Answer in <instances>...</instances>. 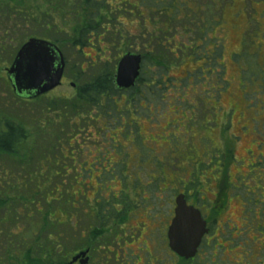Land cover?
Instances as JSON below:
<instances>
[{
	"label": "rangeland",
	"instance_id": "374dc122",
	"mask_svg": "<svg viewBox=\"0 0 264 264\" xmlns=\"http://www.w3.org/2000/svg\"><path fill=\"white\" fill-rule=\"evenodd\" d=\"M153 1L162 9L155 16L145 17L138 6L137 16L126 11L131 15L110 26V34L115 26L128 29L122 42L113 44L110 37H118L107 34L109 39L101 45L92 39L93 47L81 49L56 42L74 40L77 26L57 18L63 11L55 9L59 2H0L2 45H9L0 53L4 80L18 48L32 38L28 36L33 30L38 36L54 37L50 42L66 60L62 86L36 101L21 100L0 81V110H11L29 133L24 152L30 161L24 167L30 173L40 168L46 198L43 194L38 198V209L50 211L63 223L64 214L73 215L78 207V226L74 229L67 223L60 228L70 261L87 240L82 237L89 224L86 213L99 206V213L104 212L107 204L118 202L116 197H139L145 204L138 194L147 188L151 199L185 192L200 205L202 198L211 204L218 193L226 205L217 212L220 224L232 220L231 227L243 228L247 223L253 242L246 249L256 262L264 263V0ZM9 6L36 13L48 10L67 34L47 33L45 25L26 28L16 16L14 22L5 19ZM150 35L154 39L149 42ZM127 52L147 56L143 78L158 73L159 85L153 94L146 93L147 101L138 98L135 105L125 106V113L118 111L105 123L91 121L92 106L76 102V89L94 80L104 67L115 75ZM130 97L119 100L120 110ZM95 108L104 113L107 106ZM5 165L6 161L0 162ZM31 187L29 182L27 188ZM213 188L215 192H208ZM58 196L61 201H53ZM226 232L231 235L235 229ZM217 249L222 258L230 248L219 244Z\"/></svg>",
	"mask_w": 264,
	"mask_h": 264
},
{
	"label": "trees",
	"instance_id": "16d2710c",
	"mask_svg": "<svg viewBox=\"0 0 264 264\" xmlns=\"http://www.w3.org/2000/svg\"><path fill=\"white\" fill-rule=\"evenodd\" d=\"M45 1L59 2L55 3V9L63 11L57 18L61 17L67 24L77 25L73 30L74 40H71L70 37L67 41L56 42H60L62 47L72 45L77 49H81L85 45H92V39H96L97 44L101 45L104 38H107V34L111 33L110 26L112 24L117 26V23L121 22V18H126L125 14L131 15L126 11L135 13L134 10L139 6L144 11L145 17L148 13L153 17L157 14L156 11L160 13L162 10L153 0ZM135 3L137 4L134 5ZM67 7L68 9H66ZM3 14H6L3 16L5 19L9 18L11 21H13L12 17L16 16L17 20H22L25 26L28 25L26 28L33 27V25H37V27L45 25L47 33L49 31L55 35L58 33L67 34V31L62 30L58 22H55L57 19L53 18L48 10L36 13V10L29 11L25 7L20 9L9 6ZM134 15L137 16L136 13ZM116 26L114 28L116 31L112 34L116 35L118 40H113V37H110L113 44L122 42L126 36L125 32H128V29L123 30ZM28 37L54 39L48 35L38 36L34 30L33 34ZM3 40L4 38L0 34V53L9 48L7 43L2 45ZM24 44L20 45L15 57ZM0 81L12 89L8 78L6 81L0 75ZM115 93L114 73L104 67L94 80L80 89L76 102L88 105L99 103L105 97L112 102ZM20 99L22 100V98ZM39 99L41 98L36 100ZM28 140L29 133L26 127L12 115L11 110H0V162L3 160L7 162V166H0V264H69L67 258L70 256V252L63 249L60 228L71 223L72 228L75 229L73 219H70L72 214H64L67 220L64 219L61 223L51 217L50 211L43 212L38 209L40 203L38 198L43 194L45 200L46 192L42 187L43 179L38 177L40 168L35 173L28 172L27 167L30 160L28 154L24 152ZM10 164L21 175L17 171H13ZM24 165L27 167L25 168ZM29 182L34 184L30 190L27 188ZM61 196L56 197L53 201H61ZM46 201L49 202L47 199ZM64 203L68 204L67 201Z\"/></svg>",
	"mask_w": 264,
	"mask_h": 264
},
{
	"label": "flooded vegetation",
	"instance_id": "af4514ba",
	"mask_svg": "<svg viewBox=\"0 0 264 264\" xmlns=\"http://www.w3.org/2000/svg\"><path fill=\"white\" fill-rule=\"evenodd\" d=\"M139 37H141V35ZM149 39L151 41L154 38L150 36ZM156 45H158V41H156ZM91 46L93 47V44ZM141 57L142 64L140 76L136 80L135 85L129 89H118L114 75V89L116 92H119V95L117 98L113 97L115 99L112 102L113 107L109 105L110 101H108L106 97L103 98L105 102L101 101V103L89 104L92 106L88 116L91 121L105 123L107 120H110V118L113 119V115L116 112L120 111V113H125V106L135 105V99L142 98L143 101H147L146 93H154L155 86L157 84L159 85V79H157V77L155 78V75L158 76V73L152 75L150 79L144 80L143 69L146 62L145 57L147 56L141 55ZM64 61L66 71L65 57ZM65 71L60 86H62L66 78ZM141 84L143 89H141ZM72 86L76 88V85L72 84ZM80 89L81 88L76 89L77 97L80 93ZM132 93L135 94L133 95ZM47 95L48 94L39 98L46 97ZM129 97L131 100L128 102L126 101V104L120 110L118 108L119 100L128 99ZM36 99L26 100L33 101ZM98 105L99 107L107 106L106 111H104V113H101V111L97 112L98 109L95 108V106L98 107ZM147 106L148 105H146V107ZM133 109L138 110L136 107H133ZM105 155H107V153H105ZM121 156L122 155H117L116 158H121ZM103 161L105 160L102 158L99 163L101 164ZM119 161L120 159L115 162L114 165L117 166ZM109 166L110 168H114L111 167V164ZM132 168L134 167H131V169ZM100 172H102V170ZM152 184L153 182L151 181L148 183L149 186ZM146 189L147 188H144L142 193L140 192L138 194V196H143L145 204L140 203L139 197L136 199L130 197L121 199V196L120 198L116 197V199L118 198L119 200L115 204H107L109 207L105 208L102 213L98 211L100 206L97 207L96 210L94 208L91 213H86L89 224L86 235L84 234L82 237L87 236V240L84 246L75 249L69 264L74 258L79 256L80 257L73 264H260L252 257L254 253L246 249L250 247L249 244L253 242V239L249 236L250 230L247 229L249 227L247 223L243 228H239V225H233V227H231L229 222L232 220H228L226 222L228 224H223L222 222L220 224V215L217 214V212L226 208L225 201L220 194L217 193L213 195L211 204L202 198L200 201L201 204L199 205L196 201L188 197L185 192L178 193L176 197H174L175 194L173 192L172 198L158 197L157 199H151L147 197L149 194L145 191ZM215 191V188L208 190L210 193ZM160 192L165 193V191ZM179 195L185 196L188 206H193L201 212L202 219L206 224L207 233L203 237L198 253L193 259H186L178 255L174 247L171 246L169 240V232L177 208L176 199ZM77 212L78 207H76V213L72 215L73 222H75L74 227H77V223L80 221ZM244 221L247 220L244 219ZM220 226L221 230H219ZM228 229H235V232L228 235L226 232ZM216 234L218 236H216ZM219 244H225L227 245V249L230 248L225 252L222 258L218 254L217 248Z\"/></svg>",
	"mask_w": 264,
	"mask_h": 264
},
{
	"label": "water",
	"instance_id": "95a60500",
	"mask_svg": "<svg viewBox=\"0 0 264 264\" xmlns=\"http://www.w3.org/2000/svg\"><path fill=\"white\" fill-rule=\"evenodd\" d=\"M141 64V55L132 52L123 55L115 74L118 89H129L135 85ZM64 71L65 61L60 49L46 40L31 38L19 49L7 70V78L15 95L22 99H36L60 87ZM176 205L169 240L178 255L193 259L207 233L206 224L201 212L187 205L184 195L177 197Z\"/></svg>",
	"mask_w": 264,
	"mask_h": 264
}]
</instances>
